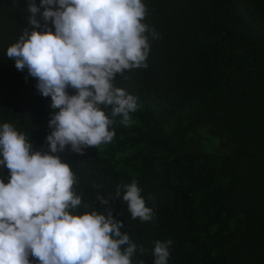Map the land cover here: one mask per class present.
<instances>
[{
  "label": "trees",
  "instance_id": "16d2710c",
  "mask_svg": "<svg viewBox=\"0 0 264 264\" xmlns=\"http://www.w3.org/2000/svg\"><path fill=\"white\" fill-rule=\"evenodd\" d=\"M142 2V22L159 38L145 34L147 68L114 81L137 98L131 124L117 116L112 141L57 153L76 177L82 204L73 211L106 214L97 194L114 196L135 179L151 220L132 219L123 190L110 202L137 245L132 264H154V241L169 239L168 264H264V0ZM28 3L0 0V126L49 151L51 97L6 55L22 28L31 30ZM9 177L0 166V179Z\"/></svg>",
  "mask_w": 264,
  "mask_h": 264
},
{
  "label": "clouds",
  "instance_id": "9594fccd",
  "mask_svg": "<svg viewBox=\"0 0 264 264\" xmlns=\"http://www.w3.org/2000/svg\"><path fill=\"white\" fill-rule=\"evenodd\" d=\"M27 10L31 30L23 27L6 55L18 70L27 68L55 111L48 122L49 151L33 150L11 124L0 126V166L10 173L7 183L0 179V264H33L29 257L38 264H132L137 245L121 232L123 222L113 216L110 202L121 199L123 190L132 219L151 220L153 209L137 181L117 185L114 196L97 194L106 214H76L82 204L73 189L76 177L57 153L70 145L83 154L86 147L112 141L117 116L131 124L137 98L114 81L117 74L148 67L145 34L159 35L142 22L147 13L142 0H40L39 5L29 0ZM172 243L154 241V264H168Z\"/></svg>",
  "mask_w": 264,
  "mask_h": 264
}]
</instances>
